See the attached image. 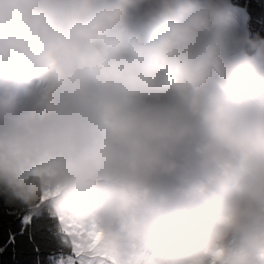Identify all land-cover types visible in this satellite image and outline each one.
<instances>
[{"label": "clouds", "instance_id": "obj_1", "mask_svg": "<svg viewBox=\"0 0 264 264\" xmlns=\"http://www.w3.org/2000/svg\"><path fill=\"white\" fill-rule=\"evenodd\" d=\"M221 4L0 0V190L57 264H264V39Z\"/></svg>", "mask_w": 264, "mask_h": 264}, {"label": "trees", "instance_id": "obj_2", "mask_svg": "<svg viewBox=\"0 0 264 264\" xmlns=\"http://www.w3.org/2000/svg\"><path fill=\"white\" fill-rule=\"evenodd\" d=\"M245 11L246 35L250 40L264 39V0H230ZM243 56H252L249 44L242 48ZM155 179L156 191L162 186ZM51 203L44 200L37 213L27 205L12 200L0 190V264H53V259L72 253L59 231L58 216L50 214Z\"/></svg>", "mask_w": 264, "mask_h": 264}, {"label": "rangeland", "instance_id": "obj_3", "mask_svg": "<svg viewBox=\"0 0 264 264\" xmlns=\"http://www.w3.org/2000/svg\"><path fill=\"white\" fill-rule=\"evenodd\" d=\"M223 17L229 28L238 35H246V29H245V11L243 8L235 7L231 4L230 0H222L221 4ZM243 47V46H242ZM241 47V48H242ZM238 48L234 50V55L236 57H243L242 55V49ZM160 179V181L163 183L162 186L170 187L177 183V179L175 176H160L156 179ZM50 202V200H48ZM51 203V202H50ZM144 205L141 204L140 207H143ZM59 218V217H58ZM60 221V220H59ZM71 253L70 255H72ZM66 256H59L53 259V264H57V261L61 257H67ZM95 264V262H93Z\"/></svg>", "mask_w": 264, "mask_h": 264}]
</instances>
